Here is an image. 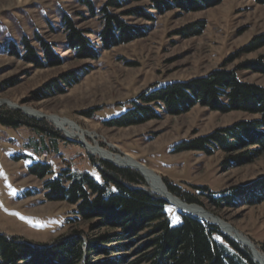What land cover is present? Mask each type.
Returning a JSON list of instances; mask_svg holds the SVG:
<instances>
[{
    "label": "rangeland",
    "instance_id": "obj_1",
    "mask_svg": "<svg viewBox=\"0 0 264 264\" xmlns=\"http://www.w3.org/2000/svg\"><path fill=\"white\" fill-rule=\"evenodd\" d=\"M101 4V0L96 1L97 7ZM146 6L143 1L128 4L123 10ZM149 12L153 21L125 18L141 30V36L108 49L99 48L98 58L89 60L77 59L67 48L61 23L65 15L78 29L88 32L85 35L93 44L99 43L98 17H92L78 0H0V101L20 109L23 115L30 108L35 114L70 120L92 135L88 138L90 143L96 141L115 154L127 155L155 172L164 185L165 180L198 198L201 205H191L233 227L264 254V201L251 203L243 195L233 207L216 210L197 190L203 187L218 194L241 188L243 194L249 195L251 189L264 185V151L252 161L243 156L255 147L229 153L231 157H241L234 165L224 164L229 156L221 151L210 156L193 151L172 153V147L180 141L206 136L257 116L220 113L197 105L182 115L161 112L158 119L137 126L114 128L101 122L124 113L132 101L153 86L204 77L221 66L236 70L244 62L264 59V46L240 53L253 39L264 36V6L251 0H218L216 5L201 11L174 8L163 14ZM198 23L203 26L198 35H179ZM37 36L51 45L61 58V65L36 68L21 59V40L25 38L39 50ZM8 43L18 56L8 51ZM232 56V61H228ZM69 71L84 74L76 84L61 86L63 92L45 91L46 86ZM236 72L240 81L264 87V74L251 70ZM40 94L46 95L41 98ZM0 109L14 111L3 104ZM40 121L63 140L52 141L26 128L0 126V233L45 246L67 239L75 231L85 236L108 232L98 218L84 222L75 215V206L50 202L44 197V182L62 173H87L99 181L94 166L103 160L82 144L66 140L49 121ZM36 162L47 164L50 175L42 180L30 175L27 169ZM145 189L152 193L146 183ZM165 212L172 225L178 224L180 212L175 207L167 204ZM148 236L144 232L129 249L114 257L97 255L93 259L102 262L127 255L129 260H136L143 252L140 243Z\"/></svg>",
    "mask_w": 264,
    "mask_h": 264
},
{
    "label": "trees",
    "instance_id": "obj_2",
    "mask_svg": "<svg viewBox=\"0 0 264 264\" xmlns=\"http://www.w3.org/2000/svg\"><path fill=\"white\" fill-rule=\"evenodd\" d=\"M96 1L100 0H78L92 17H98V44H93L85 35L88 32L78 29L68 17H61L66 46L77 59L96 60L99 48L108 49L141 36V30L128 24L127 17L153 21L149 11L157 14L174 8L201 11L218 3V0H101L102 4L97 7ZM143 1L147 2L146 7L123 10L128 4ZM251 1L264 6V0ZM202 28V24L198 23L185 28L179 35L195 36ZM36 41L39 50L30 46L25 38L21 40L22 60L34 64L36 68L48 64L61 65L62 60L51 45L38 36ZM262 46L264 36L253 39L240 53L247 54ZM6 47L18 56L12 44L8 43ZM233 58L230 57L228 61ZM238 70L264 74V59L244 62L236 70L221 66L204 77L153 86L132 101L124 113L101 121L102 125L114 128L137 126L158 119L161 112L182 115L197 105L220 113L241 112L257 118L236 122L206 136L180 141L172 147V153L193 151L210 156L221 151L229 156L224 164L234 165L241 157H231L229 153L255 147L243 156L244 160L252 161L264 151V87L240 81L236 74ZM83 74L69 71L55 83L46 86L45 91L63 92L61 86L76 84ZM45 95L40 94V97L44 98ZM0 126L7 129L26 128L52 141L63 140L47 123L31 119L20 111L0 109ZM94 168L99 174V181L87 173H62L44 182V197L50 202L75 206V215L84 222L98 218L101 227L108 232L85 236L83 232L75 231L67 239L55 240L45 246L0 233V264H257L247 250L203 220L178 214L180 221L172 225L165 212L167 203L145 189V182L137 171L119 168L104 161ZM27 170L30 175L41 180L51 173L47 164L39 162L32 163ZM164 182L169 193L184 203L201 205L198 198ZM240 189L232 188L215 194L206 188H197L198 193L205 195L208 205L216 210L233 207L243 195L251 203L264 201V185L251 189L249 195L243 194ZM260 194H263L262 197ZM144 232L150 237L140 243L143 252L136 260H129L127 255L102 262L93 259L97 255L116 256L114 254L129 249Z\"/></svg>",
    "mask_w": 264,
    "mask_h": 264
},
{
    "label": "bare ground",
    "instance_id": "obj_3",
    "mask_svg": "<svg viewBox=\"0 0 264 264\" xmlns=\"http://www.w3.org/2000/svg\"><path fill=\"white\" fill-rule=\"evenodd\" d=\"M2 101H0V105ZM25 111L33 115L35 114L30 108L25 109ZM49 122L54 126L57 130L64 134L65 137L71 140H77L84 145L85 149L93 155H96L99 158L110 160L111 162L121 165V166H131L142 174L143 178L146 181L149 189L152 190L156 195H160L163 197L167 203L173 207H175L178 211H187L199 219L203 220L208 225L216 224L218 226V230L222 231L232 238L236 239L241 245H244L247 249L252 251L253 257L257 261L258 264H264V254L260 251V249L250 242L246 237L241 235L239 232H231L229 228H227V224L223 221L218 220L210 215L209 212L203 210L202 208L196 206H184L182 201L178 202L175 200L172 194L169 193L166 186L159 182L156 176L144 165L137 164L135 160L128 157L127 155H119L113 153L111 150L104 149L99 146V144L95 141L93 144L89 142L88 138H92L91 134H88L85 131H82L77 125L71 122L68 119L60 118L57 116H46ZM96 138V137H95ZM144 181V182H145Z\"/></svg>",
    "mask_w": 264,
    "mask_h": 264
},
{
    "label": "water",
    "instance_id": "obj_4",
    "mask_svg": "<svg viewBox=\"0 0 264 264\" xmlns=\"http://www.w3.org/2000/svg\"><path fill=\"white\" fill-rule=\"evenodd\" d=\"M2 104L3 105H6L8 108H10V109H12V110H14V111H19L20 109H18V108H16V107H14V106H11L9 103H6V102H2ZM21 111V110H20ZM22 113V112H21ZM25 115H27L28 117H30V118H33V119H35V120H38V121H40V120H47V121H49L48 120V118L46 117V116H44V115H39V114H33V115H30V114H25ZM66 140H68V141H72V142H76V143H80L81 144V142H79V141H74V140H71V139H69V138H67L66 137ZM83 145V144H82ZM84 146V145H83ZM101 160H103V161H105V162H109V163H111L112 165H114V166H116V167H119V168H130V169H133V170H135V171H137L140 175H141V177L143 178V176H142V174L138 171V169H136V168H134V167H131V166H121V165H117V164H115V163H113V162H111L110 160H107V159H102V158H100ZM137 164H140V163H138V162H136ZM142 165V164H141ZM147 168V167H146ZM150 170V169H149ZM155 176H156V178L159 180V182H162V180H161V178L157 175V174H155V172H153L152 170H150ZM143 180L145 181V179L143 178ZM145 183H146V181H145ZM163 183V182H162ZM152 191V190H151ZM152 193H154L153 191H152ZM155 194V193H154ZM160 196V195H159ZM161 197V196H160ZM166 203H167V201L163 198V197H161ZM175 200H177L178 202H180L179 201V199L178 198H176V197H173ZM168 204V203H167ZM184 206H194V205H189V204H186V203H182ZM181 214H183V215H187V216H191V217H194V218H197V219H199L197 216H195V215H193V214H191V213H189V212H187V211H179ZM210 215L211 216H213L211 213H210ZM214 218H216V221L218 220V222H219V219L217 218V217H215V216H213ZM212 226H215V227H217L218 228V226L216 225V224H213ZM227 226V228H229L230 230H231V232H236L235 231V229H233V227H231L230 225H226ZM224 236H226L228 239H230L231 241H233L234 243H236L237 245H239L241 248H246L244 245H241L236 239H234V238H232L231 236H229L228 234H226V233H224V232H222V231H220ZM248 250V252H249V254H250V256H251V258H252V260L254 261V262H256L257 263V261L255 260V258L253 257V254H252V251L250 250V249H247ZM258 264V263H257Z\"/></svg>",
    "mask_w": 264,
    "mask_h": 264
}]
</instances>
